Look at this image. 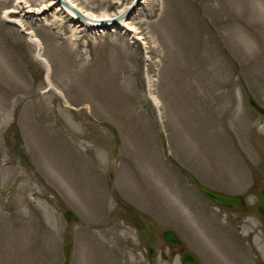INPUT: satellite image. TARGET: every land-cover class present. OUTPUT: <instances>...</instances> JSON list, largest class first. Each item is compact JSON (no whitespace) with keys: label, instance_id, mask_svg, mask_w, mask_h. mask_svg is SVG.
<instances>
[{"label":"rangeland","instance_id":"rangeland-1","mask_svg":"<svg viewBox=\"0 0 264 264\" xmlns=\"http://www.w3.org/2000/svg\"><path fill=\"white\" fill-rule=\"evenodd\" d=\"M73 1L93 18L135 2ZM129 17L96 28L56 0H0V264H62L66 244L67 264H181L167 228L200 264H264L248 103L264 108V0H145Z\"/></svg>","mask_w":264,"mask_h":264},{"label":"water","instance_id":"water-1","mask_svg":"<svg viewBox=\"0 0 264 264\" xmlns=\"http://www.w3.org/2000/svg\"><path fill=\"white\" fill-rule=\"evenodd\" d=\"M57 3H59L62 7H65L69 10H71L74 15L76 21L80 22L81 24L89 23V21H92L91 19H88L86 15H84L81 11L76 9L75 7L71 6L68 2L65 0H56ZM140 3V0H135L134 5L132 7L127 8L117 16L109 19V24L106 26H111L114 24H117V21L120 19H124L130 15L132 10L134 9L135 5H138ZM249 104L252 106L254 110H256L259 114L264 115V108L259 106L251 97L248 98ZM186 174L188 175L189 179L198 187L200 192L208 197L209 199L215 201L216 203L226 206L233 211L236 212H246L248 210V207L246 205V202L244 200V197L238 194H229L225 192H220L217 190H214L212 188L206 187L202 185L191 173L186 171ZM258 211L264 215V188L261 190L259 194V200L257 203ZM63 216L68 221H77L78 216L71 210H65L63 212ZM263 233H264V226H263ZM160 237L163 239L165 244L168 246L169 249L178 248L180 252V261L182 264H199V258L198 256L191 252V251H184L183 247H181V239L178 236V234L172 230V229H165L161 232ZM64 259L63 264H67L71 251H72V245L66 244L64 246ZM148 254L150 256L153 255V250L148 246Z\"/></svg>","mask_w":264,"mask_h":264},{"label":"bare ground","instance_id":"bare-ground-1","mask_svg":"<svg viewBox=\"0 0 264 264\" xmlns=\"http://www.w3.org/2000/svg\"><path fill=\"white\" fill-rule=\"evenodd\" d=\"M66 2H68L71 6H73V7H75L76 9H78L79 11H81L84 15H86L87 17H88V19H91V20H93V22L92 23H85V25H88V26H91V27H106V25L107 24H109V19H111L110 17H108V16H105V17H98V18H93V17H91V16H89L87 13H85L82 9H81V7H79L73 0H65ZM145 2V0H141L140 1V3L141 4H143ZM58 4V6L60 5L59 3H57ZM60 7H61V9L64 11V12H66L67 14H69L72 18H74V13L71 11V10H69V9H67V8H65V7H62L61 5H60ZM125 10V9H124ZM123 10V11H124ZM123 11H121V12H123ZM8 12H10V13H12V12H14L13 10H9ZM37 12V11H36ZM11 17V16H10ZM12 20V19H11ZM121 25L123 28H125V29H127V30H135V29H137L133 24H132V22H131V20H130V17L128 16V17H126V18H124V19H120L119 21H117V25ZM140 38V35H138V37H137V39H139ZM28 41L32 44V45H34V47H35V49H36V53H37V57H39V59L41 60V61H43L46 65H47V70H49V66H48V64L45 62V60L43 59V58H41V54H40V51H41V43H40V41L36 38V37H34V36H32V34H31V32H29V37H28ZM37 50H39V51H37ZM39 55V56H38ZM49 85H51V82H49ZM111 251V254L113 255V250L111 249L110 250ZM114 259H116V258H114Z\"/></svg>","mask_w":264,"mask_h":264}]
</instances>
